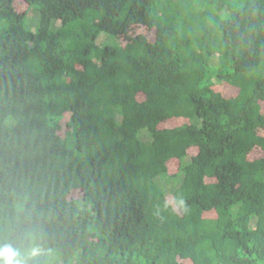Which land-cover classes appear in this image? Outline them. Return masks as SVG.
Listing matches in <instances>:
<instances>
[{"label": "trees", "instance_id": "16d2710c", "mask_svg": "<svg viewBox=\"0 0 264 264\" xmlns=\"http://www.w3.org/2000/svg\"><path fill=\"white\" fill-rule=\"evenodd\" d=\"M30 238L264 264V0H0V247Z\"/></svg>", "mask_w": 264, "mask_h": 264}, {"label": "clouds", "instance_id": "9594fccd", "mask_svg": "<svg viewBox=\"0 0 264 264\" xmlns=\"http://www.w3.org/2000/svg\"><path fill=\"white\" fill-rule=\"evenodd\" d=\"M30 242L25 248L24 260H13L12 257L18 254V249L14 250L8 245L0 247V256L5 259L0 261V264H41L40 257L44 255V249H42L38 244L34 243V238L29 239Z\"/></svg>", "mask_w": 264, "mask_h": 264}, {"label": "rangeland", "instance_id": "374dc122", "mask_svg": "<svg viewBox=\"0 0 264 264\" xmlns=\"http://www.w3.org/2000/svg\"><path fill=\"white\" fill-rule=\"evenodd\" d=\"M28 14L30 17H32V18L34 17V14L32 13V11H30Z\"/></svg>", "mask_w": 264, "mask_h": 264}]
</instances>
